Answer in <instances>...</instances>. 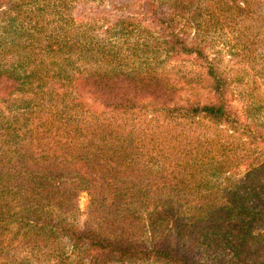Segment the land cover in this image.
<instances>
[{"label": "trees", "instance_id": "trees-1", "mask_svg": "<svg viewBox=\"0 0 264 264\" xmlns=\"http://www.w3.org/2000/svg\"><path fill=\"white\" fill-rule=\"evenodd\" d=\"M23 1L2 10L7 32L29 41L10 62L0 50V264H264V103H234L219 61L151 0L135 14L160 23L162 40L127 38L129 56L191 57L189 78L124 67L117 49L97 59L105 69L51 74L71 62L45 58L73 44L40 34L44 8ZM205 1L194 30L264 6ZM117 23L136 30L133 16Z\"/></svg>", "mask_w": 264, "mask_h": 264}, {"label": "rangeland", "instance_id": "rangeland-1", "mask_svg": "<svg viewBox=\"0 0 264 264\" xmlns=\"http://www.w3.org/2000/svg\"><path fill=\"white\" fill-rule=\"evenodd\" d=\"M5 1L0 0V50H3L4 59L10 62L15 57L21 56L22 47L29 41V38L26 36L18 37L14 33L7 32L4 28L7 22L3 13L6 10ZM151 1L156 4L158 11L161 10L159 14H163L165 19H171L174 22L175 31L186 39L200 38L201 40L197 42L204 46L212 58L219 61L221 68H224L230 80L234 103L241 106L251 103L254 98L258 102L264 103V24L263 26L249 25L257 23V18H264L263 5L262 7L261 5L256 6L254 9L260 15L253 13L248 18L244 15L239 20L233 17L226 18L224 29L215 30L211 28L207 30L200 28L195 29V31L193 29L195 20L193 12H195V8H202L199 10V13L203 14L200 17L202 21L205 13V0ZM23 2L26 4L30 1L24 0ZM33 2L38 6L37 8H44L38 12L45 24L40 34H44L45 38L55 40L64 38L69 44H73V48L70 49L74 51L71 54L64 52L61 56L59 54L60 57L45 58L47 60L54 58L61 60L63 56H68L71 62L67 67L58 66L55 70H50L51 74L58 70H66L73 74V71L79 70L105 69L108 65L104 62H98L97 59L102 60L104 52L111 53L114 49L121 52L124 67H128L130 64L131 67L140 71L156 68L159 71L163 70L171 78L178 81L179 77L189 78L195 71L191 57H169L162 47H153L151 51L146 53L135 51L134 55L129 56L132 46L127 48V44L124 43L127 38H131L130 41L136 39L140 42L162 40L160 23L153 20L147 12L142 13L141 16L135 14L145 4L146 0H33ZM239 4H242V1H239ZM239 13L234 11V14ZM119 16L134 17L135 23H130V25H137L133 34L119 33L122 26L119 23L115 24ZM247 25L249 32L244 31ZM140 30L142 31L139 32ZM240 30L244 31V37L249 44L253 45L252 48L245 47L247 42L243 43V39L238 38ZM194 33L196 34L194 35ZM88 47L92 48L93 53L90 54L92 57L90 55L84 56L81 53L84 48ZM127 56L130 57L129 61ZM9 110L7 105H0L1 112H8ZM88 200V194L81 192L78 198L81 212L85 210ZM79 217L83 219L86 216L81 215Z\"/></svg>", "mask_w": 264, "mask_h": 264}]
</instances>
